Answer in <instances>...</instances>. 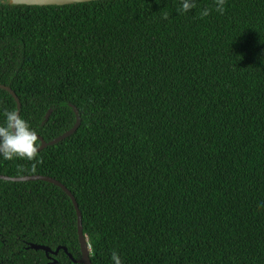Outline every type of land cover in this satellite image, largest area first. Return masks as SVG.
Listing matches in <instances>:
<instances>
[{"label": "trees", "instance_id": "obj_1", "mask_svg": "<svg viewBox=\"0 0 264 264\" xmlns=\"http://www.w3.org/2000/svg\"><path fill=\"white\" fill-rule=\"evenodd\" d=\"M180 3L0 0V84L20 115L46 141L73 106L81 117L33 160L0 158V174L63 183L92 264L113 250L124 264H264V0ZM5 108L18 110L0 88V123ZM77 222L59 186L0 178V264H82L63 249L81 257Z\"/></svg>", "mask_w": 264, "mask_h": 264}, {"label": "clouds", "instance_id": "obj_2", "mask_svg": "<svg viewBox=\"0 0 264 264\" xmlns=\"http://www.w3.org/2000/svg\"><path fill=\"white\" fill-rule=\"evenodd\" d=\"M226 0H213L216 11L223 14ZM196 7V0H181L178 11L187 13ZM209 7L200 11V16L209 15ZM165 18H167L165 16ZM3 122L0 123V158L12 160L13 158L33 160L37 156V132L29 122L23 118L16 109H3ZM22 171V169H18ZM111 264H124L121 254L113 250L110 254Z\"/></svg>", "mask_w": 264, "mask_h": 264}, {"label": "water", "instance_id": "obj_3", "mask_svg": "<svg viewBox=\"0 0 264 264\" xmlns=\"http://www.w3.org/2000/svg\"><path fill=\"white\" fill-rule=\"evenodd\" d=\"M3 2L7 3V4H26V5H64V4H71V3H76V2H85V1H92V0H2ZM0 88L2 89H6L7 91H9L15 98L16 102H17V107H18V111L20 113V108H21V102L20 99L18 97V95L12 90L11 87L0 84ZM73 106V105H72ZM75 113L77 115V119L75 124L73 125V127L69 130H67L66 132H64L63 134H61L60 136L50 140V141H46L42 136H40L39 134H37V138L40 139L41 144L39 145L37 151L49 146V145H54L56 143H58L59 141L63 140L64 138L70 136L71 134H73L78 127L80 126L81 123V117L78 113V109L73 106ZM53 109H49L46 116H45V121H47L52 113ZM44 121V122H45ZM0 178L4 179V180H11V181H30V180H44L50 183H53L57 186H59L60 188H62L72 199L74 206L77 210V215H78V224H77V228H78V239H79V243H80V247H81V257L76 260L71 253L68 252V249L66 247H63V249L69 254V256L71 257V259L75 260L76 262L82 263V264H92V260H91V255H90V246L88 244V240H87V236L86 234H84L83 231V223H82V215L77 203V200L74 196V194H72V192L63 184L61 183L59 180L50 177V176H46V175H26V176H20V177H10L7 175H2L0 174ZM32 248L34 249H42L45 250L47 253H53L56 254L61 247H58L56 250H52L50 247L45 246V245H40V244H32L31 245Z\"/></svg>", "mask_w": 264, "mask_h": 264}]
</instances>
